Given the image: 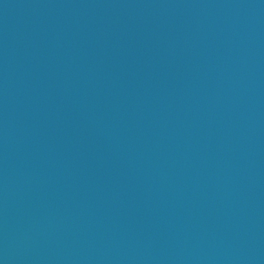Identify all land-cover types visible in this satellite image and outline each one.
Here are the masks:
<instances>
[{"label":"water","instance_id":"obj_1","mask_svg":"<svg viewBox=\"0 0 264 264\" xmlns=\"http://www.w3.org/2000/svg\"><path fill=\"white\" fill-rule=\"evenodd\" d=\"M0 264H264V0H0Z\"/></svg>","mask_w":264,"mask_h":264}]
</instances>
